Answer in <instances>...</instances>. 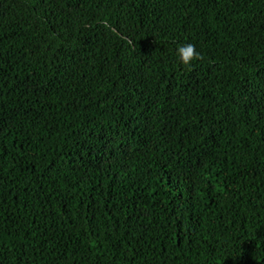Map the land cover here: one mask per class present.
<instances>
[{
  "label": "trees",
  "instance_id": "16d2710c",
  "mask_svg": "<svg viewBox=\"0 0 264 264\" xmlns=\"http://www.w3.org/2000/svg\"><path fill=\"white\" fill-rule=\"evenodd\" d=\"M0 264H264V0H0Z\"/></svg>",
  "mask_w": 264,
  "mask_h": 264
},
{
  "label": "clouds",
  "instance_id": "9594fccd",
  "mask_svg": "<svg viewBox=\"0 0 264 264\" xmlns=\"http://www.w3.org/2000/svg\"><path fill=\"white\" fill-rule=\"evenodd\" d=\"M175 57L179 66L185 68L190 67L193 61L201 58L200 53L196 51V48L192 43L178 46L175 50Z\"/></svg>",
  "mask_w": 264,
  "mask_h": 264
}]
</instances>
